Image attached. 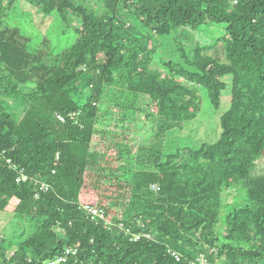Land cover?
<instances>
[{
	"label": "trees",
	"instance_id": "obj_1",
	"mask_svg": "<svg viewBox=\"0 0 264 264\" xmlns=\"http://www.w3.org/2000/svg\"><path fill=\"white\" fill-rule=\"evenodd\" d=\"M191 87L196 109L179 98ZM263 101L264 0H0V151L50 185L36 198L0 159V264H46L70 247L62 264H190L207 246L213 264H264ZM58 111H81L83 127ZM98 135L115 152L107 167ZM143 174L163 193L137 187ZM97 179L114 193L99 205L107 216L120 191L127 222L153 239L87 218L80 198Z\"/></svg>",
	"mask_w": 264,
	"mask_h": 264
},
{
	"label": "rangeland",
	"instance_id": "obj_2",
	"mask_svg": "<svg viewBox=\"0 0 264 264\" xmlns=\"http://www.w3.org/2000/svg\"><path fill=\"white\" fill-rule=\"evenodd\" d=\"M159 45V41L156 37H154L152 39V42L149 44L148 46V54L144 57H142V60H147V64H146V67H149L148 65L151 64V61L152 59L150 60V53L152 54L154 48L158 47ZM158 71V74H162L163 75V72L161 70H156ZM165 76V75H163ZM168 80V79H167ZM117 82L118 84L122 85V86H127L128 85V79H127V76L126 75H120V81H118L117 79ZM130 84V83H129ZM125 95H127L125 93ZM184 95V96H183ZM179 98H181L184 102H187V103H190L192 104L193 106L195 105V109L198 108V106L200 107V105H202V98L200 96L199 93H197L195 91L194 88H189V90L187 91V93H183L182 95L179 96ZM264 103V101H263ZM103 103L100 102L99 105L101 106ZM105 105L107 106H110L112 104H115V103H112L111 101H109V99H107L105 102H104ZM103 105V106H105ZM264 107V105H262ZM104 111V109L102 110L101 109V113ZM186 115V114H185ZM101 125L99 126L100 129H108L109 127L106 126V124L104 122H100ZM140 126V124H139ZM115 129V128H114ZM111 130H113L111 128ZM140 130V129H139ZM109 139H107V135L105 137V139H102L99 135L98 136H95L94 137V142H93V147L96 148L97 150L99 151H102V153H105V158H103L102 162H101V165L102 166H106L107 167V164H109L110 162L109 161H113L115 160V158L112 157V155H115V152L112 151V148L110 147L111 143L108 141ZM127 158V157H126ZM262 164H264V160H262L261 162ZM117 167V166H114L113 164L110 165V167ZM121 166H118V170H115L117 174L119 169H120ZM263 172V171H262ZM162 181H166L167 179L165 177L161 178ZM138 180H139V177H138ZM155 183V185L153 186L152 183ZM100 186V181L97 179V180H94V184H93V188L87 186V189L85 191V194H86V199H83V198H80V200L84 203H90V204H93V205H96L99 207V205H107L106 203V200L107 198L110 196V197H114V193H111V189L108 188V190H106V193H99L98 191H96L97 189H94V188H97ZM151 189H149V187ZM137 187L139 188H143V189H147V194L150 195V196H154L156 194L155 191L157 192H162L164 191L163 189V186L161 184V182H159V175L158 174H152L151 176L149 175H144L143 174V178H142V181L140 184L137 185ZM136 187V188H137ZM110 193V194H109ZM134 193H136V189L134 190ZM168 194H174L173 192H169L167 191ZM112 194V196H111ZM118 194H120V191L116 193V201L117 204L115 208L112 209V213H111V216L110 218L114 221H121L123 222L124 224H126L128 227H130L133 231H144V227L146 224L142 221H139L138 224H135V223H132V222H127L130 220L129 216H131V214L129 213L130 211V201H129V197H127V200H125V202L123 201H120L119 202V199L118 197ZM111 199V198H110ZM122 199V198H121ZM133 199V197H132ZM141 201H145V197H137L136 198V205L135 207L138 208L139 207V204ZM3 206V203L0 202V208H2ZM109 207V205H108ZM168 219H170L169 216H167ZM4 226H9V222H8V219H4L2 216H1V213H0V230H2L1 228L4 227ZM212 234L215 233V230L212 229L210 230ZM194 234L197 236V239L198 240H202L203 238H201L200 234H199V230L196 231V229H194ZM180 240L182 238H179ZM191 251H194L196 248H194L193 246H191ZM198 251V250H197ZM206 254L207 255H211V257L214 259V253H212V249H208V246H207V251H206ZM213 254V255H212ZM216 263V261H215Z\"/></svg>",
	"mask_w": 264,
	"mask_h": 264
},
{
	"label": "built area",
	"instance_id": "obj_3",
	"mask_svg": "<svg viewBox=\"0 0 264 264\" xmlns=\"http://www.w3.org/2000/svg\"><path fill=\"white\" fill-rule=\"evenodd\" d=\"M96 104V103H95ZM83 115L81 111L78 112H71L67 115L61 113V112H55L54 117L57 121L60 122H66L68 118H70L72 121L75 122V124L80 125L83 127V124L80 122V117ZM9 165L11 169H13L16 173V182L17 183H27L34 185L36 188H38L35 197L39 198L40 194L42 192H47L50 188V185L48 182L39 179V178H33L30 177L26 172L24 168L19 167L16 165L13 160L9 157H7L6 150L0 151V159H2ZM155 185V184H154ZM153 185V186H154ZM81 208L86 212L87 218L94 222L95 224H102L104 227L108 229H112L113 227H117L125 232L126 235H128L131 240L138 241L142 238H148L153 239V236L149 232L145 231H133L130 227H128L126 224H124L121 221H114L110 217L107 216V213L104 208L97 207L95 205L91 204H81ZM144 227V226H143ZM78 253V249L74 247L67 248L65 252L60 255L59 257L48 261L46 264H62L68 262V260L74 256H76ZM169 253L171 256L177 261L180 262L183 259V255L177 251L170 249ZM190 264H213L211 259L207 256L206 253H200L196 256H194L192 259L189 260Z\"/></svg>",
	"mask_w": 264,
	"mask_h": 264
}]
</instances>
